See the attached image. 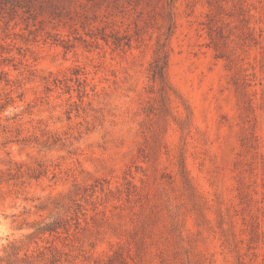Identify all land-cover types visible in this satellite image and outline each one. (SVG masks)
I'll list each match as a JSON object with an SVG mask.
<instances>
[{
  "label": "rangeland",
  "instance_id": "obj_1",
  "mask_svg": "<svg viewBox=\"0 0 264 264\" xmlns=\"http://www.w3.org/2000/svg\"><path fill=\"white\" fill-rule=\"evenodd\" d=\"M0 264H264V0H0Z\"/></svg>",
  "mask_w": 264,
  "mask_h": 264
},
{
  "label": "trees",
  "instance_id": "obj_2",
  "mask_svg": "<svg viewBox=\"0 0 264 264\" xmlns=\"http://www.w3.org/2000/svg\"><path fill=\"white\" fill-rule=\"evenodd\" d=\"M167 65V60L164 61L163 65H161V67H159V72H162V69Z\"/></svg>",
  "mask_w": 264,
  "mask_h": 264
}]
</instances>
